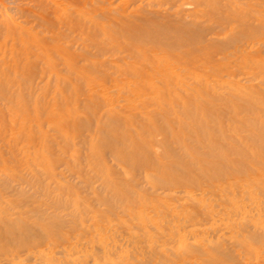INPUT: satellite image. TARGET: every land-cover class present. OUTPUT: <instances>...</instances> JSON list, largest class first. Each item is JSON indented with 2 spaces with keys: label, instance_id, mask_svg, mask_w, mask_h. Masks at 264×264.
<instances>
[{
  "label": "bare ground",
  "instance_id": "6f19581e",
  "mask_svg": "<svg viewBox=\"0 0 264 264\" xmlns=\"http://www.w3.org/2000/svg\"><path fill=\"white\" fill-rule=\"evenodd\" d=\"M201 1L202 0H196V3H201ZM258 1L259 0H254L253 2H255V5H257V3H262ZM211 2L213 3V1ZM211 2L210 4H212ZM177 3H179L178 0H114L113 2H110V0H0V184L5 181L6 177L9 176L10 171H12L15 166L17 167V165L24 161L28 166H39L41 170L51 169L54 155H59V152H55V149L50 144L51 134L49 135V132L47 131V133L45 131L46 127L50 128V126H52V130H55L59 137H65V142L63 144L61 143L62 145L60 146V149L63 150L64 154L69 152L71 157L73 155L78 156L83 149L89 148L91 151L89 152L90 160L97 166V174L101 176V179L102 177L103 180L105 179L107 185H105L106 188L111 187L110 190L113 189V199L115 197L120 198L121 200L126 199V201L124 200L126 205L124 204L123 206L124 213H120V216L118 215L117 218L124 223L129 222V224L127 223L129 228L124 225L129 231L126 230L124 232L129 234V232L133 230L135 232L133 241L135 237H140V241H148L147 249L151 251L152 246H149V242L150 244L155 242L153 245L155 246L157 241L159 242L158 235L162 233L161 238H165L162 242L168 245V249L166 248L167 251L172 249L171 244L174 245V243H178V247L180 245L181 248L180 251L183 252H179V254L185 257L184 261H186L185 259H190L188 258L190 253L197 254L198 256L202 255L201 259L204 258L206 261L214 260L216 257L215 252L218 250H216V248L220 249V247L209 242L213 240V237L208 241L205 239L207 241L206 244L200 243V245L199 243H194L197 241L193 242V239L191 238L194 237H191L190 233H188L189 231L192 232L193 228L186 232L185 223L191 218H194L192 220L196 222L195 219H199L197 215H200L201 212H208V216L212 213L213 208L210 206L212 203L209 205L204 203L206 199L204 198L205 196L207 197V202L209 197L217 198V196H220V200L217 198L219 201H217V203H219L217 205L220 206V204H222L223 208L221 207L222 210L220 211L222 216H225V218L230 217L227 221L223 220L224 223L232 220L230 224L228 222V229L232 233L233 238H235L237 242L246 249V254L248 253L252 255L261 251L263 253L264 250H260L258 246L261 244L260 246L264 249V234L262 233L264 232V212L262 214L259 208L264 201V85H262L264 84V60L259 57V53L253 52V47L249 49V44L247 43L250 42L245 43L241 37L246 35L245 37H248V41L251 39L253 45H257L258 42H260V45L261 43L264 45V39H262L264 22L259 21L261 19L260 17H255V20L258 21L255 23L254 20L252 21L247 17V14L246 19H244L241 14L239 15L236 13H239L240 11H237V8H235L234 5H231L232 11L234 12L235 10L236 12L232 15L230 14L231 16H227L226 20L229 21H227L225 25L222 23V25H224L223 29L225 33H227L226 37L222 39L223 36L220 38L217 36V38L213 37L212 39L211 37V39L207 40L206 38L209 37H206L207 35L205 36V27L201 28L198 23L194 26H189L190 24L188 25V23L179 26L176 25L177 27L174 25V29L171 28V31L168 30L169 25L172 24L170 16L166 15V9L163 12L160 7L170 8V6H174ZM218 5L219 4L216 6L219 7L220 5ZM250 9H252L251 6ZM219 10H221L220 7ZM253 10L254 9H252V11ZM217 12L219 13V11ZM221 12L223 13L224 11ZM252 14L254 16L253 12ZM255 14H257V12ZM262 17H264V15H262ZM197 21L198 19H196V22ZM209 30L210 28L208 31ZM209 35L211 34L209 33ZM118 37L125 39L124 42L117 43L114 39H119ZM106 39L109 40L108 42H112L110 43L112 44V50H110L111 46L108 45L110 49L106 47ZM126 39L129 41L133 40L141 42L143 45H134L135 43L137 44V42L134 44H131V42L128 43V41L126 42ZM231 43H233V46L230 45ZM145 45L150 46L146 47ZM93 46L100 53L107 49L108 52L110 50L117 53H125V55L109 62L98 61L95 58H92L91 50ZM218 52H222V56H219L220 62H217L215 59L217 58L216 53ZM232 63L235 65L233 66ZM41 64L45 67V69L42 70L43 73L48 75L47 81L45 80V85H43L44 83H40L43 85L42 89L47 88L49 91L50 88H52V90L55 88L58 90L57 94H59L60 91V95L65 94V92H63L65 90H73V92H75V95L71 98L68 96L70 99H62L64 95H61L62 97L58 100L54 101L53 99L54 102L51 104L52 108L50 111H46V107L39 106V87L41 86L39 82L42 81H39V65ZM42 67L43 66H41V68ZM104 67L113 68L115 72L118 73V76H115V78L111 80L113 89H110L109 91H106V88L108 87H105L106 85H109V82L107 84L105 83L108 76L103 77L104 82L102 85H104V83L106 84L103 88L100 86L101 84L97 83V81L96 84L92 83L90 80L92 79L89 75L90 73L96 70L99 71V69ZM240 69H246L247 73L252 78L260 77L262 83L246 87L241 83L236 82L237 80H233V78H224V72H227L228 76H233L235 72ZM77 93L84 94L82 111H79L80 109L77 106L78 99H82ZM70 95H73V93L71 92ZM250 100H252V103L255 102L257 104L254 103V106H249L248 108L246 104L251 102ZM218 102H220V108ZM222 108L228 110V112L226 111V116L224 115L226 112H222L224 111ZM242 109H245L253 115L252 123L251 121H246L247 118L245 120V118L239 116V114H242L240 113ZM226 117L227 120H229L228 122L231 123L230 125L233 124V127H237L236 130L240 127L244 128L245 125L252 126V134L249 137L235 135L236 137L232 139L233 142L231 144H229L227 138L221 142L218 140L219 138L216 139V137H212L214 131H212L210 123L216 122L219 126H222ZM189 119L192 122H188L187 120ZM213 127L214 126H212V128ZM221 130L223 129L218 130L220 131V134ZM85 131H87L88 134L86 133L85 135ZM110 131L116 133L109 135L108 132ZM223 131L225 132V129ZM157 135H161L162 138L160 140L157 139ZM221 135L219 136L220 138L222 136L224 137V135ZM215 136H217V134ZM39 137L41 138L40 140ZM191 137H196L200 142L201 140H204L205 142L202 143H206L213 150L218 149L219 158H214V160L209 159L208 157L204 158V153L201 154L197 148L193 146V143L192 145L188 143V140ZM54 139H56L55 142L58 143L57 138ZM226 139L230 145V149H232L231 152H233L234 149L235 151L233 153H236L234 156L237 157H230L231 153L229 154L230 151L228 152V145H225L227 144L225 142ZM170 141H176L175 143H178L181 149L183 148V153L188 156V159L183 155L178 154L179 151L174 149L176 145L174 146L173 143V148L170 145ZM155 145L162 146L161 148H163V151H156L154 149ZM126 147H131V149H129L130 151H127L128 148L126 149ZM180 147L178 148L180 149ZM106 148L113 149L111 153L115 156H113L114 159L116 158L123 162L125 159H128L129 162L133 161L138 162L139 164L142 163V165L140 164V170L144 172L145 179L148 182H152V186L156 183L159 184L160 187L158 188L163 194L165 193L167 198L161 199L155 197L153 192H147L149 188L147 190H138L136 189V186L128 183V188H126V186L124 188L129 190L131 196H127V194L124 195V192L121 189L122 187H117V184H120L123 179L120 178V175L117 179H115L117 176L112 175L114 178L112 179L110 176V168L112 169V167H109L105 157L103 159V153ZM249 148L252 150H249ZM21 152L27 153L25 154L27 155V158L24 157V161L22 160L23 156L19 157ZM118 160L117 162L119 163ZM62 162H64V160ZM77 162H79V160ZM135 164L137 165V163ZM20 166L21 165H19V167ZM217 171H220V173ZM132 173L134 172H131V174ZM123 175L124 174H122V176ZM136 175L138 176V174ZM52 176L53 175H51V177ZM124 184L126 185V181ZM77 185L75 186L77 187ZM66 187L68 188V186ZM57 190L58 189L55 191ZM73 190L75 191V189ZM59 192H57V194ZM178 192H183L185 194L187 197L185 198L187 199V203L184 201V205H180V208L178 207V210L175 212V207H177L175 201L172 202L170 200H178L180 198V194L179 196L176 195ZM110 193L112 195L111 191ZM69 194L72 193L70 192ZM98 196H96V198ZM58 197L60 196L58 195ZM70 199L73 198L71 197ZM76 200L77 202H80L81 197L77 196ZM62 202L66 203V201ZM69 202L70 200L66 205ZM109 202L111 203V201ZM58 203L61 204V202ZM178 203L181 204L182 202ZM76 206L78 205H75V208ZM189 207H194V211L197 213L196 217L189 216ZM219 208L220 207H218V209ZM82 209L85 210V208ZM0 210V255L6 256L4 262L2 261L3 259H0V264H21V261L19 259L17 260L15 256L12 254L9 256L10 254H7V252L11 251L10 249H12V247L19 243H33L34 241H39L41 239H49L50 242H53L51 239L53 237L55 238V235L64 234L62 228L63 225L61 226L59 223V226L57 224L53 226L47 225L50 227L48 228L46 226L48 228H46V231H43L42 229V231H40L37 225L28 222L25 212L22 211L17 213V217L14 216L13 218L11 217L12 214H10V216L9 214H5L6 211H4L2 207ZM74 210L72 209V211ZM100 210L101 209H99L98 212ZM119 211L121 212V210ZM104 212L106 211L104 210ZM109 212H113V210H110ZM43 214H45V212ZM73 214H75V212H73ZM106 214L108 215V213H104V215ZM208 216L206 217L209 218L210 216ZM233 216H237L239 219H243V221L238 220L237 222ZM47 217L48 215L46 218ZM80 217L82 218L83 215ZM58 218L59 217H57V220ZM117 218L115 221H118ZM101 220L105 222V220ZM200 220H202V217L199 221ZM120 221L119 224H122ZM205 221L206 220H204V222ZM95 223L97 222L95 221ZM196 224H193L194 228L198 227ZM4 225H16L15 227H17V229H13L10 233L6 231L7 234L4 235L1 232V228ZM65 225L67 227L68 224L66 223ZM76 225L78 226V224ZM92 225L97 227L94 232L90 231V235L87 236H89L88 240H90L91 244L98 241L97 244L100 245L98 247L100 248V251L96 249L99 251V256H97L98 253L95 252V254L97 253L96 260L97 258H103L106 262L109 258L111 259V257L114 256L112 250L115 245H118L116 248L118 257L120 254H125V250H123L121 243L118 242V244H114L113 247L111 246L113 241L112 238H114V236L112 238L110 237L114 233H112V229L109 230L105 225ZM38 226L40 225L38 224ZM43 227H45V225ZM94 227L91 229L89 227V230L94 229ZM83 230L85 232V229ZM109 231H111L112 234L109 233ZM157 231H160L161 233L158 234ZM66 232L67 231H65V233ZM102 232L105 233L104 236L106 237L101 235ZM108 233L111 235L108 236ZM65 235L66 234L63 236ZM77 237L78 236H76V238ZM65 238L67 239V237ZM189 238L192 242L188 241ZM197 238H195V240H198ZM80 239L79 242L78 240L74 241L78 242L79 245L80 242H83V239L82 241H80ZM135 240L137 239L135 238ZM74 241L68 242L71 247L75 246H72L71 244L74 243ZM130 241L132 242L131 239ZM64 242H62L63 245ZM85 243L86 242H84V245ZM135 244H139V242ZM159 244L162 243L159 242ZM66 245L67 244L65 243L64 246ZM84 245H82L81 248ZM96 246L94 248H96ZM110 246L113 249H111ZM142 246L144 245L142 244ZM66 247L63 248L66 249ZM163 247H161V249ZM55 248L56 247H54V250ZM61 248L59 249L61 250ZM94 248L91 249L93 250ZM159 248L160 247L158 246V249ZM86 249H88V247ZM91 249L90 252H92ZM175 249L178 248L176 247ZM42 250H45L42 251V254H47V256L53 260L54 263L51 261L52 264H61L60 261L62 262L63 258L60 259V261H58L59 258L55 260V255H53L54 251L51 253V249ZM67 250L70 252L69 248ZM73 250L77 253L81 251L74 247L70 254L75 253ZM82 251L84 252V250ZM159 251L160 250L156 252L158 253ZM34 252L36 254L34 253L33 261L36 260L34 258L37 256V253L41 251L38 249V251ZM90 252L88 250V252L85 251L82 254L84 255L87 253L84 255L87 256ZM160 252L162 253V251ZM174 252L177 251L174 250ZM60 253L59 255H62L63 257V254ZM66 253L67 252H65V254ZM153 253L154 252L152 251L151 254L153 255ZM170 253L172 252L170 251ZM42 254L40 256H42ZM67 254L66 256H68ZM162 254L163 255L157 254L158 256L156 258H158V260L160 259L159 261L161 262H166L168 260L167 256L164 253ZM83 255L81 256L80 253V256L83 257L82 259H84ZM217 256H220L219 253H217ZM72 257H74V255ZM76 257L78 258V256ZM76 257L74 258L76 259ZM125 257L122 256V258ZM29 258H32V256ZM43 258L46 259L45 257ZM71 259L72 258L70 257L69 260ZM181 259H183V257ZM67 260L66 262L68 264L69 261ZM112 260L115 261L114 258ZM112 260L110 262H112ZM121 260L123 261V259ZM197 260L198 259L196 258L192 263H198L200 261V259L199 261ZM93 261L95 263V260ZM73 262L76 261L74 260ZM98 263L99 262H97V264ZM199 263L202 262L200 261ZM63 264H65V261ZM81 264H85V262Z\"/></svg>",
  "mask_w": 264,
  "mask_h": 264
},
{
  "label": "rangeland",
  "instance_id": "374dc122",
  "mask_svg": "<svg viewBox=\"0 0 264 264\" xmlns=\"http://www.w3.org/2000/svg\"><path fill=\"white\" fill-rule=\"evenodd\" d=\"M113 2L114 0H110V2ZM117 1V0H116ZM179 1V3H177L176 5H174V6H170V8L169 7H160L161 8V10L164 12L165 11V9H166V11H165V13H166V15H168V16H170V21H171V23L172 24H170L169 25V28H168V30H172V29H174L175 28V26L177 25V26H179V25H182V24H187L188 23V25L189 26H194L195 24H197L198 23V25L202 28V27H205L204 29H205V31H206V33H205V36L206 37H209V38H206V37H204V38H206L207 40L208 39H211V37H212V39H213V37L214 38H217V36H218V38H220V37H222V39H224L225 37H226V34L227 33H225V31H224V29H223V27H224V25H225V23H227V21H229V20H226L227 19V16H231L233 13H235L236 11L234 10V12L232 11V7H231V5H234V7L235 8H237L236 10L237 11H240L239 13L238 12H236L237 14H241V16L242 17H244V19H246V14H247V17H249L250 18V20H254V22L256 23V22H258L257 20H255V17H260L261 19L259 20L260 22L261 21H263L264 22V17H262V15H264V0H259L258 2H262V3H257V5L259 6H257V5H255V2H253L254 0H202L201 1V3H196V0H178ZM188 1V2H187ZM211 1H213V3L211 2ZM227 1V2H226ZM234 1V2H233ZM245 1V2H244ZM254 3H252V2ZM256 1V0H255ZM209 2V3H208ZM210 2L212 3V4H210ZM220 2H221V4H220ZM215 3V4H214ZM238 3V4H237ZM217 4H219L218 6L220 7V9L221 10H219V7H217L216 5ZM236 4V5H235ZM251 4V5H250ZM229 7H228V6ZM254 5V6H253ZM215 6H216V8H215ZM222 6V7H221ZM243 6V7H242ZM249 6V7H248ZM250 6H251V8L252 9H254L253 11H252V9H250ZM263 6V7H262ZM225 7V8H224ZM231 7V8H230ZM241 9H240V8ZM228 8H229V10H228ZM238 8H239V10H238ZM248 8V9H247ZM262 8V9H261ZM168 9V10H167ZM195 9V10H194ZM243 9V10H242ZM255 9H256V11H255ZM214 10V11H213ZM228 10V11H227ZM258 10V11H257ZM263 10V11H262ZM198 11V12H197ZM217 11H219V13L217 12ZM221 11H224L223 13L221 12ZM243 11H244V13H243ZM251 13H250V12ZM130 12V11H129ZM197 13V16H196V13ZM217 12V13H216ZM252 12L254 13V16H253V14H252ZM257 12V14H255ZM259 12V13H258ZM226 13H229V14H226ZM242 13H243V15H242ZM182 14V15H181ZM204 14V15H203ZM220 14V15H219ZM231 14V15H230ZM236 14V15H237ZM248 14H249V16H248ZM251 14V15H250ZM202 15V16H201ZM224 15H225V17H224ZM256 15V16H255ZM258 15V16H257ZM196 16V17H195ZM199 16V17H198ZM220 16V17H219ZM188 17V18H187ZM202 19H201V18ZM252 17H254V18H252ZM174 18V19H173ZM194 18V19H193ZM200 18V19H199ZM252 18V19H251ZM189 19V20H188ZM196 19H198V21L196 22ZM220 19V20H219ZM222 19V20H221ZM248 19V18H247ZM194 20V21H193ZM224 20H226V21H224ZM259 22V23H260ZM262 22V23H263ZM177 23V24H176ZM180 23V24H179ZM222 23H224V25H222ZM205 24V25H204ZM175 25V26H174ZM174 26V27H173ZM176 26V27H177ZM214 26V27H213ZM207 27V28H206ZM210 28V30L208 31V29ZM172 28V29H171ZM208 31V32H207ZM215 32V33H214ZM217 32V33H216ZM222 32H223V35H222ZM209 33L211 34V35H209ZM224 33H225V35H224ZM219 34V35H218ZM221 34V35H220ZM246 35H243V37H241V39L245 42V43H247V42H250V43H247V44H249L248 46V48L250 49V48H252L253 47V52H255V53H259V57L260 58H262L263 60H264V45L261 43V45H260V42H258L257 43V45H253V43L251 42V39H249V41H248V37H245ZM264 37V32H263V35H262V39H264L263 38ZM119 39H114V40H116L117 41V43H121V42H124V40L125 39H123V38H121V37H118ZM123 39V40H122ZM259 39H261V38H259ZM109 40H105V42H106V47H108V49H110V50H112V44H110V43H112V42H108ZM115 41V42H116ZM128 41V43H130L131 42V44H134L135 42H137V44L135 43L134 45H137V46H140V45H143V43H141V42H138V41H133V40H131V41H129V40H127L126 39V42ZM108 42V43H107ZM114 42V41H113ZM133 42V43H132ZM238 43H239V41H238ZM111 46L110 48H109V46ZM231 46H233V43H231L230 44ZM235 45V44H234ZM146 47H149L150 45H145ZM152 46V45H151ZM255 49H256V51H255ZM262 49V50H261ZM109 50V52H108V50L106 49V51H104V52H107V53H104V52H102V53H100V52H98L96 49H95V47L93 46L92 47V50H91V52H92V58L94 59H96V60H98V61H107V62H109V61H111V60H115V59H117V58H120V57H123L124 55H125V53H117V52H114V51H110ZM210 50H212V49H210ZM257 50H259V51H257ZM225 51V50H224ZM224 51H222V52H224ZM222 52L221 53H219V55H218V53H216V56H217V58H215L216 60H217V62H220L219 60V56L221 57L222 55ZM104 53V54H103ZM110 53V54H109ZM99 54V55H98ZM107 55V56H106ZM104 57V58H103ZM114 57H116V58H114ZM232 65L234 66L235 64L234 63H232ZM41 66H43L42 68H41ZM41 68V69H40ZM43 69H45V67H44V65H39V81L40 80H42V81H40L39 82V84L40 83H44L43 85H45V83H46V81H47V77H48V75L46 74V73H43ZM111 69V70H110ZM114 69L113 68H108V67H104V68H101V69H99V71L98 70H96V71H94V72H92V73H90L89 75L92 77V79H90L91 80V82L92 83H96V81H97V83L98 84H101L100 86H102V88H103V86H105L108 82V84L109 85H106L105 87H108V88H106L107 90L106 91H109L110 89L112 90L113 89V87H112V82H111V80L112 79H114L115 78V76H118V73L117 72H115V70L113 71ZM241 70V69H240ZM240 70H237L236 72H235V74L233 75V76H228L227 75V72H224L225 74H224V78L225 79H231V78H233V80H237L236 82H239V83H241L242 85H244V86H246V87H250V86H255V85H257V84H261L262 83V79L260 78V77H257V78H252L248 73H247V70L246 69H242L241 71ZM243 72V73H242ZM246 72V73H245ZM41 73V74H40ZM94 73V74H93ZM44 74V75H43ZM116 74V75H115ZM41 76H42V79H41ZM108 76V79H106V81H105V83H104V85H102V83L104 82V80H103V77H107ZM90 77V78H91ZM110 77V78H109ZM247 78V79H246ZM102 79V80H101ZM46 80V81H45ZM94 80V81H93ZM100 80V81H99ZM102 81V82H101ZM74 82H78V81H74ZM101 82V83H100ZM96 83V84H97ZM42 84H40L41 86L39 87V106H41V107H46L45 109H46V111H50L51 110V108H52V105L51 104H53V102L55 101V100H58V99H60V97H62L61 95H64L63 96V98L62 99H66V98H69L68 96H70V98L72 97V96H74L75 94V92H73V90L71 91V90H65V91H63V92H65V94H61L60 95V91H59V94H57V92H58V90L57 89H55V88H53V90H52V88H50L49 89V91H48V89L47 88H43L42 89ZM262 85H264V84H262ZM41 88V89H40ZM47 89V90H46ZM44 90H46V91H44ZM48 91V92H47ZM73 93V95H70L71 94V92ZM249 91V90H248ZM47 92V93H46ZM62 92V93H63ZM69 92H70V94H69ZM57 95V96H56ZM59 95V96H58ZM77 95L78 96H80L82 99H80L79 97V99H78V103H77V106L79 107V111H82L83 110V105L82 104H84V102H83V96H84V94L82 95V94H80V93H77ZM58 97V98H57ZM65 97V98H64ZM69 98V99H70ZM208 98V97H207ZM53 99H54V101H53ZM251 102H249L248 104H246V106H248V108H249V106L250 107H252V106H254L255 104H257V103H255V102H253L252 103V100H250ZM45 104H43V103ZM40 103H41V105H40ZM47 103V104H46ZM219 103V108L221 107L220 106V102H218ZM255 103V104H254ZM43 104V105H42ZM79 104V105H78ZM251 104H253V105H251ZM47 105V106H46ZM48 105H49V107H48ZM82 106V107H81ZM48 108H49V110H48ZM82 108V109H81ZM223 109V108H222ZM224 111H222V112H228V110H226L225 108L223 109ZM241 111H243V112H241ZM240 111V113H242V114H239V116L241 117V118H245V120H246V118H247V120L246 121H248V122H250L251 121V123H252V119H253V115H251L249 112H247L245 109H242ZM227 112H226V114H224L225 116L227 115ZM246 112V113H245ZM249 114V115H248ZM246 116V117H245ZM188 122H192L190 119L189 120H187ZM229 120H227V117L225 118V120L223 121V124H222V126H219L216 122V124L215 123H210V126H211V129H212V131H214L213 133H212V137H216V139H218L219 141H223L225 138H227L228 139V141H229V144H231L232 142H233V138L234 137H236L235 135H241V136H250L251 134H252V132H253V130H252V126H244V128H242V127H240V128H238L237 130H236V128L237 127H233V124L232 125H230L231 123L230 122H228ZM215 125H216V127L218 128H216L215 127ZM212 126H214L213 128H212ZM228 126H230V127H228ZM232 126V127H231ZM46 127V126H45ZM226 127V128H225ZM247 129H246V128ZM251 129H250V128ZM46 130V132L51 136L50 137V144L53 146V148L55 149V152H59L58 154L60 155V154H62V155H57V154H55L54 155V161L52 162V165H51V169H47V170H41L40 169V167L39 166H33L32 167V165L30 166H28V164H26V162L24 161V159L25 158H27V155H25V154H27V153H20L19 154V157L20 156H23L22 158V160L24 161L23 163H20L19 165H21L20 167H19V165H17V167L15 166V168L17 169H15V168H13V170H15V171H10V174H9V176H7L6 177V179H5V181H3L1 184H0V206L4 209V211H6L5 212V214H9V216H10V214H12V216L11 217H13L14 218V216L15 217H17V213H20V212H25L26 213V216H27V219H28V222H30V223H32V224H34V225H37V227H39V230L40 231H46V228L48 227H50L51 225L53 226V225H55V224H57L58 226H59V224L62 226V228H63V232H64V234H66L65 236H63L64 234L62 233L61 235H55V238L53 237L52 239H51V241H53V242H50V240L49 239H41V240H39V241H34L33 243H31V242H29V243H22V244H18V245H15L14 247H12V249H10L11 251L10 252H7V254L9 255V256H11V254L13 255V256H15L16 258H17V260L19 259L20 261H21V264H48V263H51L52 264V262H53V260L52 259H50L48 256H47V254H42L43 252L42 251H45V250H42V249H48V250H50L51 249V253H53V251H54V253H53V255H55L54 257V259L55 260H57L58 258V261H60V259H62L63 258V260H62V262L60 261V263L61 264H63V262L65 261V264H67V262H66V260L69 258L70 259V257L72 258L71 260H67V261H69L68 262V264L70 263V264H72V262L75 260L76 262H73V264L75 263H77V264H81V263H83V262H85V264H97V262H99L98 264H100L101 262V264H264V252L262 253V251L261 252H259V253H255V254H257V255H255V254H246V249H244V247H242L238 242H237V240L235 239V238H233V236H232V233L230 232V230L228 229V226H229V224L231 223V221H228L229 222V224H228V222H225L224 223V221H227L230 217H226L225 218V216H222L220 213V211L222 210V204H220V206L219 205H217V204H219V203H217V201H218V199H219V197L220 196H217V198L215 197V198H211V197H209L208 199V202H207V197L205 196L204 198H206L205 199V201H204V203H207L208 205L209 204H211L210 206H212V208L214 209H212V213L211 214H209V216H208V212H205L204 210H202V211H204L203 213L201 212V214L200 215H197V213H196V211H194V207H192V208H190L188 211H189V216L190 217H196V215L198 216V218L199 219H201V217H202V220H200L199 221V219H195V221L197 222V224H196V222H194V220H192V219H194V218H191V219H189V221H187L186 223H185V226H186V228H185V231L186 232H188V230H191L192 228H193V230H192V232L191 231H189L188 233H190V236L191 237H194V238H191V239H193L192 241L194 242V241H197V242H194V243H202V244H206L207 243V241L208 240H210V239H212V237H213V240H211V241H209V242H212V244L213 245H215V246H217V247H220V249L219 248H216V250L218 251H216L215 252V255H216V257H215V259L214 260H211V261H206V260H204V258L203 259H201V256H198L197 254H194V253H190L189 254V256H188V258H190V259H185L186 261H184V256L183 255H180L179 254V252L180 253H183L182 251H180L181 250V248H180V245H179V247H178V243H174V245L173 244H171L170 246H171V250L169 249V251H167V247H168V245L167 244H165L164 242H162V241H164V237H162L161 238V232L159 231H157L158 232V234H160V235H158V240H159V242H161L162 244H159V242L157 241V243L155 244V246H153L154 245V243L155 242H152L151 244H150V242H149V246H152L151 248L153 249H151V251L150 250H148L147 249V247H148V241H146V240H139L140 239V237H135L137 240H135V238H134V241H133V236L135 235V232L133 231V230H131L130 232H133V233H130L129 232V234L128 233H126V232H124V231H126V230H128L129 231V222H123V221H120L119 220V218H117L118 217V215L120 216V213H124L123 212V210H124V204L126 205V199H120V198H117V197H115L114 199H113V189H111L110 190V188L111 187H107L106 188V183H105V179L103 180V177H102V179L100 178L101 176H99L97 173V166L96 165H94V163L90 160L91 158H90V153L89 152H91L90 151V149L89 148H86V149H83L82 150V152H80V154L78 155V156H72L71 157V154L68 152V153H65L64 154V152H63V150L62 149H60L61 147V145L65 142V137L64 136H60L59 137V135L57 134V132L55 131V130H52L53 128H52V126H50V128H48V127H46L45 128ZM49 129H51V130H49ZM219 129H225V132L223 131V130H221V134L222 135H224V137L220 134V131H218ZM240 129H241V131H240ZM251 130V131H250ZM232 131V132H231ZM244 131V132H243ZM246 131V132H245ZM248 131H249V133H248ZM219 132V133H218ZM223 132V133H222ZM235 132H236V134H235ZM53 133H55V134H53ZM86 133L88 134V132L87 131H85L84 132V134L86 135ZM109 133V135H113V134H115L116 132H114V133H112L111 131L110 132H108ZM112 133V134H111ZM230 133V134H229ZM232 133V134H231ZM238 133V134H237ZM246 133V134H245ZM217 134V136H215ZM219 134V135H218ZM249 134V135H248ZM52 135H53V137H52ZM56 135V136H55ZM222 136L221 138L219 137V136ZM226 135V136H225ZM55 136V137H54ZM53 138V139H52ZM54 138H57V142L58 143H60V144H58V143H56L55 142V140L56 139H54ZM157 139H161L162 138V136L161 135H157V137H156ZM41 138L39 137V140H40ZM227 139H226V143L227 144H225V145H228V147L227 148H229V150H228V152H229V154H230V157L231 158H234V157H237V156H234L236 153H233L235 150L233 149V152H231V150L232 149H230V145L228 144V141H227ZM192 140H194V141H192ZM54 141V142H53ZM63 141V142H62ZM190 141V142H189ZM192 141V142H191ZM197 141V142H196ZM172 141H170V145L172 146L173 145V143H174V146H175V148H174V146H172L175 150H177V151H179L178 152V154H181V155H183L186 159H188V156L186 155V154H184L183 152H184V150H183V148L181 149V147H180V145L177 143H175V142H172ZM196 142V143H195ZM200 142V140L198 141V139L196 138V137H191V138H189V140H188V143H190L191 145H192V143H193V146H195L196 148H197V150L201 153V154H203L204 153V158H209V159H212V160H214V158L215 159H217V158H219L218 156H219V154H218V149L217 150H213L212 148H210L206 143L204 144V143H202V142H205L204 140H201V144L199 143ZM62 143V144H61ZM196 145H195V144ZM202 144H203V146H202ZM156 147V148H155ZM162 146H159V145H155L154 146V149L156 150V151H158V152H161V150L163 151V148H161ZM178 147H180V149L178 148ZM128 147H126V149H127ZM158 148V149H157ZM198 148H201V149H198ZM108 149H109V151H108ZM106 148L105 149V151H104V153H103V159H104V157L106 158L105 160L108 162V165H109V167L111 166L112 167V169L110 168V176H111V178L112 179H114L113 177H112V175L113 176H117V177H115V179H117L118 177H119V175H120V178L121 179H123L122 180V182H120V184L118 183L117 184V187H119V188H121L122 189V191L124 192V195H126L127 194V196H131V194H129V190L128 189H126V188H128V185H127V183L128 184H130V185H133V186H136V189H138V190H147L148 188V190H147V192H153V195L155 196V197H159V198H161V199H166L167 197H166V195H165V193L163 194V192L158 188V187H160V185L159 184H154L153 186H152V182H148L146 179H145V174H144V172H142L140 169H141V165H142V163H138V162H133V161H131V162H129V160L128 159H125V161L123 162V161H121V160H118V159H114V155L111 153L112 152V148L110 149V148ZM129 149H131V147H129L128 149H127V151H130ZM61 150V151H60ZM111 150V151H110ZM125 150V149H124ZM249 150H252V149H250L249 148ZM208 151V152H207ZM213 151V152H212ZM62 152V153H61ZM110 152V153H109ZM25 156H24V155ZM84 156H83V155ZM107 154V155H106ZM112 154V155H111ZM66 155V156H65ZM89 155V156H88ZM207 155V156H206ZM59 156V157H58ZM66 158H65V157ZM107 156V157H106ZM114 156V157H113ZM187 156V157H186ZM25 157V158H24ZM56 157V158H55ZM63 157H64V159H63ZM67 157H68V159H67ZM88 157V158H87ZM61 159V160H59V159ZM73 158H74V160H73ZM81 158V159H80ZM84 158H85V160H84ZM69 159H71V160H69ZM89 159V160H88ZM64 160V162H62ZM70 162H69V161ZM73 160V161H72ZM79 160V162H77ZM117 160L119 161V163L117 162ZM127 160V161H126ZM91 161V162H90ZM57 162V163H56ZM65 162H68V163H65ZM73 162V163H72ZM88 162V163H87ZM75 163V164H74ZM76 163H77V165H76ZM78 163H79V165H78ZM82 163V164H81ZM121 163V164H120ZM127 163H128V165H127ZM135 163H137V165L135 164ZM22 164H23V166H22ZM56 164V165H55ZM64 164H65V166H64ZM91 164V165H90ZM122 164H123V166H122ZM124 164H125V166H124ZM28 167H27V166ZM63 165V166H62ZM67 165V166H66ZM69 165V166H68ZM135 165V166H134ZM58 166V167H57ZM76 166V167H75ZM78 166V167H77ZM80 166V167H79ZM90 166V167H89ZM39 167V168H38ZM96 167V168H95ZM123 167V168H122ZM140 167V168H139ZM18 168H19V170H18ZM58 168V169H57ZM81 168V169H80ZM56 169V170H55ZM75 169V170H74ZM86 169V170H85ZM116 169V170H115ZM123 169V170H122ZM124 169H125V171H124ZM137 169V170H136ZM37 170V171H36ZM88 170H90V171H88ZM126 170H127V172H126ZM132 170V171H131ZM46 173H44V172ZM50 173H49V172ZM54 171H55V173H54ZM94 171V172H93ZM140 173H139V172ZM14 174H13V173ZM78 172V173H77ZM115 173V174H113V173ZM131 172H134V173H132L131 174ZM137 172V173H136ZM218 172V171H217ZM17 173V174H16ZM54 173V174H53ZM96 173V174H95ZM112 173V174H111ZM118 175H117V174ZM218 173H220V171L218 172ZM53 175L52 177H51V175ZM56 174V175H55ZM77 174V175H76ZM122 174H124L123 176H122ZM136 174H138V176L136 175ZM140 174V175H139ZM141 174H142V176H141ZM48 175V176H47ZM66 175V176H65ZM92 175H94V176H92ZM97 175V176H96ZM14 176V177H13ZM21 176V177H20ZM30 176V177H29ZM34 176V177H33ZM60 176V177H59ZM98 177V178H96V177ZM123 178H122V177ZM130 176V177H129ZM135 176V177H134ZM137 176V177H136ZM16 177V178H15ZM53 177H55V178H57V179H55V178H53ZM95 177V178H94ZM133 177H134V179H133ZM12 180H11V179ZM18 178V179H17ZM52 178V179H51ZM90 178V179H89ZM105 178V177H104ZM127 178H128V180H127ZM43 179V180H42ZM50 179H51V181H50ZM54 179H55V182H54ZM101 179V180H100ZM130 179V180H129ZM37 181V183H36V181ZM59 180V181H58ZM99 180V181H98ZM126 181V185L124 184L125 183V181ZM40 181H42V182H40ZM61 181H63V182H61ZM66 181V182H65ZM101 181V182H100ZM104 181V182H103ZM58 182V183H57ZM134 182V183H133ZM136 182V183H135ZM64 183V184H63ZM67 185H66V184ZM101 183H103V184H101ZM105 183V184H104ZM123 183V184H122ZM13 184V185H12ZM55 184V185H54ZM78 184V185H77ZM5 185V186H4ZM12 185V186H11ZM75 185H77V187L75 186ZM106 185V186H105ZM2 186V187H1ZM45 186V187H44ZM66 186H68V188L66 187ZM74 186V187H73ZM105 186V187H104ZM126 186V188H124ZM150 186V187H149ZM58 187V188H57ZM63 187V188H62ZM94 187V188H93ZM103 187V188H102ZM154 187H156V188H154ZM65 188V189H64ZM67 188V189H66ZM72 188V189H71ZM108 190H106V189ZM109 188V189H108ZM182 188V187H181ZM206 188V187H205ZM229 188V187H228ZM15 189V190H14ZM54 189V190H53ZM56 189H58L57 191H55ZM63 189V190H62ZM73 189H75V191L73 190ZM104 189H105V191H104ZM126 189V190H125ZM60 190H62V191H60ZM66 190H67V192H66ZM71 190V191H70ZM29 191V192H28ZM44 191V192H43ZM60 191V192H59ZM74 191V192H73ZM80 191V192H79ZM103 191V192H102ZM110 191L112 192V195H111V193H110ZM127 191V192H126ZM8 192V193H7ZM57 192H59L58 194H57ZM72 193V194H69V193ZM78 192V193H77ZM61 193H63V194H61ZM95 193V194H94ZM97 193V194H96ZM109 193H110V195H109ZM21 194V195H20ZM34 194V195H33ZM69 194V195H68ZM84 197H82L81 195ZM106 194V195H105ZM179 194H180V196H179ZM183 194V195H182ZM19 195V196H18ZM57 195V196H56ZM58 195L60 196V197H58ZM67 196V198H66V196ZM74 197H73V196ZM98 195H100V196H98ZM176 195H178L179 197V199L178 200H180V201H178L177 199H172V200H170V201H175V204H176V206L177 207H175V212H176V210H178L177 208L180 206V205H184L183 204V202L185 201L186 203H187V199H185V198H187L186 196H185V194L183 193V192H178ZM181 195H182V197H181ZM77 196H79V197H81V200H80V202H77V200H76V197ZM89 196V197H88ZM96 196H98L97 198H96ZM73 198V199H70V198ZM96 199H95V198ZM104 197V198H103ZM109 198V200H108V198ZM20 198V199H19ZM61 198V199H60ZM63 198V199H62ZM69 198V199H68ZM86 198V199H85ZM102 198V199H101ZM111 198H112V200H111ZM175 198H176V196H175ZM211 198V199H210ZM4 199V200H3ZM6 199V200H5ZM60 199V200H59ZM67 199H68V201L70 200V204L68 203L67 205H66V203L68 202L67 201ZM183 199H185V200H183ZM212 199H213V201H212ZM215 199V200H214ZM1 200H2V202H1ZM66 201V203L64 202H62V201ZM86 200H87V202H86ZM105 200V201H104ZM183 200V201H182ZM210 200H211V202H210ZM220 200V199H219ZM29 201V202H28ZM109 201H111V203L109 202ZM124 201V202H123ZM222 201V200H221ZM21 202V203H20ZM58 202H61V204L60 203H58ZM72 202V203H71ZM84 202V203H83ZM103 202V203H102ZM116 202V203H115ZM120 202V203H119ZM178 202H182L181 204H179ZM189 202V201H188ZM219 202V201H218ZM8 203V204H7ZM18 203V204H17ZM28 203V204H27ZM74 203V204H73ZM122 203V204H121ZM178 203V204H177ZM220 203H222V202H220ZM263 204L262 205H260V211H261V213L263 214V212H264V201L262 202ZM64 204V205H63ZM86 204V205H85ZM89 204V205H88ZM93 204V205H92ZM105 204V205H104ZM112 205V206H110V205ZM134 204V203H133ZM16 205V206H15ZM18 205V206H17ZM61 205V206H60ZM66 205V206H65ZM75 205H78V206H76V208H75ZM94 205H95V207H94ZM104 205V206H103ZM108 205V206H107ZM207 205V206H208ZM7 206V207H6ZM69 206V207H68ZM87 206V207H86ZM93 206V207H92ZM107 206V207H106ZM117 206V207H116ZM0 207V208H1ZM37 207V208H36ZM52 207V208H51ZM56 207V208H55ZM61 207V208H60ZM98 207V208H97ZM111 207H113V208H111ZM119 207V208H118ZM218 207H222L221 209L219 208L218 209ZM67 208V209H66ZM69 208V209H68ZM80 208V209H79ZM82 208H85V210L84 209H82ZM91 208V209H90ZM110 208V209H109ZM180 208V207H179ZM71 209V210H70ZM72 209L74 210V209H76V210H74V211H72ZM93 209V210H92ZM99 209H101L99 212H98V210ZM118 209V210H117ZM215 209H216V211H215ZM218 209V210H217ZM34 210V211H33ZM42 210V211H41ZM79 210V211H78ZM82 210V211H81ZM90 210H91V212H90ZM104 210L106 211V212H104ZM110 210H113V212H109ZM117 210V211H116ZM119 210H121V212L119 211ZM194 212H193V211ZM1 211V210H0ZM38 211V212H37ZM40 211V212H39ZM45 212V214H46V216L48 215V217L46 218V216H45V214H43L44 212ZM88 212V214H87V212ZM93 211H95V212H93ZM108 211V212H107ZM191 211V212H190ZM37 212V213H36ZM49 212V213H48ZM70 212H71V214H70ZM73 212H75V214H73ZM80 212V213H79ZM82 212H84V213H82ZM101 212V213H100ZM103 212V213H102ZM219 212V213H218ZM40 213V214H39ZM55 213V214H54ZM58 213V214H57ZM90 213V214H89ZM97 213V214H96ZM104 213H108V215L106 214V215H104ZM119 213V214H118ZM214 213V214H213ZM216 213V214H215ZM4 214V213H3ZM28 214V215H27ZM85 214V215H84ZM91 214H92V216H91ZM98 214H99V216H98ZM115 214V215H114ZM173 214H176V213H173ZM194 215V216H192V215ZM219 214V215H218ZM50 215H52V216H50ZM83 215V217L81 218L80 216H82ZM95 215V216H94ZM102 215H104V216H102ZM113 215V216H112ZM122 215V214H121ZM204 217H203V216ZM55 216V217H54ZM77 216V217H76ZM86 217V219H85V217ZM90 216V217H89ZM101 216V217H100ZM201 216V217H200ZM206 216H208L209 218H207ZM213 216H215V217H213ZM42 217V218H41ZM51 217V218H50ZM57 217H59L58 218V220H57ZM77 219H76V218ZM96 217V218H95ZM211 217H213V218H211ZM220 217V218H219ZM234 217V216H233ZM233 217H231V218H233ZM237 216H235L234 218L237 220V222H238V220H240V221H243V219H239L238 217L236 218ZM61 218V219H60ZM84 218V219H83ZM92 218V219H91ZM94 218V219H93ZM104 218H106V219H104ZM109 218V219H108ZM115 218V219H114ZM116 218H117V220L118 221H115L116 220ZM233 218V220H235ZM39 219V220H38ZM51 219V220H50ZM64 219V220H63ZM74 219V220H73ZM79 219V220H78ZM91 219V220H90ZM101 219H103V220H105V222L104 221H102ZM109 221H108V220ZM213 219V220H212ZM217 219V220H216ZM50 220V221H49ZM71 220H72V223H71ZM76 220V221H75ZM94 220V221H93ZM193 222H192V221ZM204 220H206L205 222H204ZM207 220H208V222H207ZM211 220H212V222H211ZM224 220V221H223ZM38 223H37V222ZM58 221V222H57ZM75 221V222H74ZM81 223H80V222ZM95 221L99 224V225H101V226H104L105 225V227L106 228H109V230L110 229H112V233H111V231H109V233H111L112 234V236H110L111 234H109L108 233V236H110L111 238L114 236V238H112V240L114 241V242H116V243H114L113 241H112V247H113V245L114 244H118V242L119 243H121L122 244V248H123V250H125L124 252H125V254H120L119 255V257H118V253H117V250H116V248H117V246L115 247H111L110 246V248L111 249H113L112 250V253L114 254V256H113V254H112V256L113 257H111V259L109 258L106 262H105V260L103 259V258H101V259H103L104 260V262H103V260L102 261H100L101 259L100 258H97V260H96V255H97V253H98V255L97 256H99V251H100V248H98L100 245L99 244H97L98 243V241H96V243H93V244H91V242H90V240H88L89 238V236H87V235H90V233L91 232H94V230H95V228L97 227V226H93L92 224H96V225H98L97 223H95ZM113 221H114V223H113ZM119 221H120V223H122L123 224V227H122V224H119ZM198 221H199V223H198ZM214 221V222H213ZM220 221H222V222H220ZM55 222V223H54ZM65 222V223H64ZM75 224H74V223ZM79 222V223H78ZM91 222V223H90ZM116 222V223H115ZM217 222V223H216ZM44 226L45 225V227H43L41 224ZM46 223H48V224H46ZM59 223V224H58ZM68 224L67 225V227H66V225L65 224ZM86 223H88V224H86ZM91 225H90V224ZM106 223H107V225H106ZM110 223H112V224H110ZM203 225H201V224ZM219 223V224H218ZM38 224L41 226V227H43V228H41L40 226H38ZM76 224H78V226L76 225ZM81 224H82V226H81ZM113 224H115V225H113ZM191 224V225H190ZM196 224V226L198 225V227H196V228H194V225ZM211 224V225H210ZM47 225H50V226H47ZM71 225V226H70ZM76 225V226H75ZM98 225V226H99ZM109 225H110V227H109ZM118 225V226H117ZM121 225V226H120ZM124 225H126V226H124ZM188 225V226H187ZM225 225H226V228H225ZM16 225H4L2 228H1V232L5 235V234H7V232L8 233H10L11 231H13V229H17V227H15ZM47 226V227H46ZM190 226H193V227H190ZM202 226V227H201ZM6 227V228H5ZM65 227H66V229H65ZM70 227H72V228H70ZM77 227H78V230H77ZM89 227H90V229L91 228H93L94 227V229H92V230H89ZM115 227V228H114ZM4 228V229H3ZM47 228V229H48ZM82 228V229H81ZM124 229V230H122V229ZM127 228V229H126ZM224 228V229H223ZM42 229V230H41ZM68 229H69V231H68ZM81 229V230H80ZM83 229H85V232H84V230ZM195 229V230H194ZM213 229V230H212ZM5 231V233H4V231ZM10 230V231H9ZM71 230V231H70ZM76 230V231H75ZM86 230H88V231H86ZM105 230V229H104ZM107 230V229H106ZM116 230V231H115ZM211 230H212V232H211ZM7 231V232H6ZM65 231H67L66 233H65ZM79 231V232H78ZM80 231H82V232H80ZM91 231V232H90ZM119 231V232H118ZM127 231V232H128ZM228 231V232H227ZM260 231V230H259ZM72 232V233H71ZM79 234H77V233ZM122 232V233H121ZM123 232H124V234H123ZM197 232V233H196ZM214 232V233H213ZM225 232V233H224ZM82 233V234H81ZM194 233V234H193ZM221 233V234H220ZM263 234H264V232H262ZM85 234H86V236H85ZM104 234L105 233H103L102 232V234L101 235H103L104 236ZM115 234V235H114ZM123 234V235H122ZM128 234V235H127ZM192 234H193V236H192ZM210 234V235H209ZM219 234V235H218ZM74 235V236H73ZM106 235H107V233H106ZM132 235V236H131ZM196 237H195V236ZM197 235H198V238H197ZM205 235V236H204ZM207 235H209V236H207ZM212 235V236H211ZM222 235H223V237H222ZM232 236V238H231V236ZM59 236H60V238H59ZM61 236H62V239H61ZM76 236H78L77 238H76ZM83 236V237H82ZM84 236H85V238H84ZM108 236H107V238H108ZM121 236V237H120ZM130 236H131V238H130ZM160 236V237H159ZM202 236V237H201ZM206 236H207V238H206ZM216 236H217V238H216ZM218 236H219V238H218ZM57 237H58V239H57ZM65 237H67V239L65 238ZM71 237V238H70ZM80 237H81V239H80ZM104 237H106V236H104ZM120 237V238H119ZM129 237V238H128ZM75 238V239H74ZM117 238V239H116ZM128 238V239H127ZM161 238V239H160ZM189 238V240L188 241H190V242H192L191 241V239ZM195 238H197L198 240H195ZM60 239H61V241H60ZM68 239H69V241H68ZM79 239H80V241H82V239H83V242H80L79 243V245H78V242H79ZM130 239L132 240V242L130 241ZM207 241H206V240ZM3 240V239H2ZM48 240V241H47ZM57 240V241H56ZM71 240V241H70ZM74 240H78V242H76V241H74ZM86 240V241H85ZM119 240V241H118ZM120 240H121V242H120ZM127 240H128V242H127ZM202 242H201V241ZM205 240V241H204ZM65 241V242H64ZM74 241V243H71L72 244V246L73 245H75V246H73V247H71V245H69L70 243H68V242H73ZM89 241V242H88ZM135 241H138L139 242V244H135V243H138V242H135ZM235 241V242H234ZM43 242V243H42ZM57 242H58V244H57ZM62 242H64V245H65V243L67 244L66 246H64L63 245V243L61 244ZM84 242H86L85 243V245H84ZM140 242H143V243H140ZM208 242V243H209ZM214 242H215V244H214ZM50 243H52V244H54V245H52V244H50ZM91 245H90V244ZM146 245H145V244ZM163 243H164V245H163ZM49 244V245H48ZM87 244V245H86ZM97 246H96V245ZM131 244V245H130ZM142 244L144 245V246H142ZM239 244V245H238ZM82 245H84L82 248H81V246ZM133 245H134V247H133ZM139 245V246H138ZM201 245V244H200ZM261 244H259V248H260V250H264L263 249V247H261L260 246ZM263 245V244H262ZM63 246L64 248L66 247V249H64L63 247V249L61 248V247ZM78 248H77V247ZM96 246V248H94ZM125 246V247H124ZM158 246L160 247L159 249H158ZM163 246H165V247H163ZM173 246H174V249H173ZM238 246V247H237ZM36 247H37V249H36ZM40 247V248H39ZM54 247H56L55 248V250H54ZM74 247H75V249H77V250H81L80 252H76L75 250H73V251H75V253L73 254V253H71L70 254V252H71V250L72 249H74ZM88 247V249H86ZM90 247V248H89ZM132 247V248H131ZM137 247V248H136ZM154 247V248H153ZM161 247H163L162 249H161ZM178 248V249H175V248ZM22 248V249H21ZM28 248V249H27ZM30 248V249H29ZM34 248V249H33ZM50 248V249H49ZM59 248H61V250L59 249ZM70 249V252H68V250L67 249ZM72 248V249H71ZM91 248H94L93 250L91 249ZM167 248V249H166ZM170 248V247H169ZM180 248V249H179ZM262 248V249H261ZM38 249H39V251H41V252H39V253H41L42 254V256H40L41 254H39V253H37V256H35V258L34 259H36V260H34L33 261V257H34V251H38ZM90 249L92 250V252H90ZM96 249H98V250H96ZM156 249V250H155ZM166 249V250H165ZM29 250H31V251H29ZM57 250H58V252H57ZM67 250V251H66ZM82 250H84V252L85 251H87L88 252V250H89V254L87 255V256H84V255H86L87 253H85L84 255L82 254V253H84ZM133 250V251H132ZM136 252H135V251ZM158 250H160V251H162V253H164V254H166V256H167V261L166 262H161V261H159L158 260V258H156L158 255H163L160 251L157 253L156 251H158ZM174 250L175 251H177V252H174ZM179 250V251H178ZM20 251V252H19ZM27 251H29V252H27ZM62 251V252H61ZM72 251V252H73ZM116 253H115V252ZM142 251V252H141ZM149 251V252H148ZM152 251L154 252L153 253V255L151 254L152 253ZM166 251V252H165ZM170 251L172 252V253H170ZM219 251H222V252H219ZM33 252V253H32ZM61 252V253H60ZM64 252V253H63ZM65 252H67V253H69V254H67L68 256H66V254H65ZM95 252H97L96 254H95ZM127 252V253H126ZM158 254H156V253ZM170 253V255L168 256V254ZM29 253V254H28ZM50 253V254H51ZM56 253V254H55ZM59 253L60 254H63V257H62V255H59ZM80 253H81V256L83 255L84 256V259H82L83 257H81L80 256ZM91 253H93V254H91ZM176 253H177V256H176ZM217 253H219V255L220 256H217ZM221 253V254H220ZM229 253V254H228ZM260 253H261V255H260ZM15 254V255H14ZM18 254V255H17ZM36 254V253H35ZM57 254H58V256H57ZM91 254V255H90ZM227 254V255H226ZM39 255V256H38ZM69 255H70V257H69ZM74 255V257H76V256H78V258L76 257V259L74 258V257H72ZM76 255V256H75ZM95 255V256H94ZM179 255V256H178ZM197 255V256H196ZM229 255V256H228ZM251 255V256H250ZM19 256H20V258H19ZM26 256V257H25ZM32 256V258H29V257H31ZM47 256V257H46ZM60 256H61V258H60ZM81 258H80V257ZM122 256L123 257H125V258H122ZM139 256V257H138ZM190 256H192V257H190ZM262 256V257H261ZM1 257H3V258H1ZM5 257L6 256H3V255H0V259L4 262L5 260ZM41 257V258H40ZM43 257H45L46 259H44ZM65 257H66V259H65ZM117 257H118V259H117ZM121 257V258H120ZM152 257V258H151ZM163 257V256H162ZM171 257V258H170ZM183 257V259H181ZM219 257V258H218ZM260 257V258H259ZM43 258V259H42ZM73 258H74V260H73ZM86 258V259H85ZM114 258V260L116 261V259H117V261L115 262V261H113L112 259ZM148 258V259H147ZM153 258H154V260H153ZM194 258V259H193ZM196 258L198 259L197 261H199V259H200V261L202 262V263H192L193 261H195L196 260ZM27 259V260H26ZM30 259V260H29ZM39 259V260H38ZM50 259V260H49ZM89 259V260H88ZM98 259H99V261H98ZM121 259H123V261H124V259H125V261L123 262ZM176 259V260H175ZM239 259V260H238ZM46 260V261H45ZM73 260V261H72ZM77 260H78V262H77ZM82 260V261H81ZM83 260H85V261H83ZM93 260H95V263H94V261ZM112 260V262H110ZM119 260H121L120 262H118ZM139 260V261H138ZM180 260V261H179ZM191 260V261H190ZM52 261V262H51ZM72 261V262H71ZM150 261H152V262H150ZM154 261H156V262H154ZM213 261V262H212ZM26 262V263H25ZM108 262V263H107ZM122 262V263H121ZM127 262V263H126ZM148 262H150V263H148ZM160 262V263H159ZM182 262V263H181ZM187 262V263H186ZM190 262V263H189ZM209 262V263H208ZM54 263V262H53Z\"/></svg>",
  "mask_w": 264,
  "mask_h": 264
}]
</instances>
